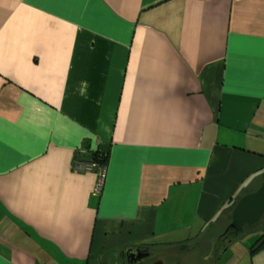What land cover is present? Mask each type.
<instances>
[{
  "label": "crops",
  "instance_id": "1",
  "mask_svg": "<svg viewBox=\"0 0 264 264\" xmlns=\"http://www.w3.org/2000/svg\"><path fill=\"white\" fill-rule=\"evenodd\" d=\"M263 178L264 0H0V264H212Z\"/></svg>",
  "mask_w": 264,
  "mask_h": 264
},
{
  "label": "rangeland",
  "instance_id": "2",
  "mask_svg": "<svg viewBox=\"0 0 264 264\" xmlns=\"http://www.w3.org/2000/svg\"><path fill=\"white\" fill-rule=\"evenodd\" d=\"M262 232L264 215L258 222L247 224L242 231L236 232L237 234H229L232 240H228L226 246L222 245L224 251L212 264H264V247L256 252L250 251Z\"/></svg>",
  "mask_w": 264,
  "mask_h": 264
},
{
  "label": "water",
  "instance_id": "3",
  "mask_svg": "<svg viewBox=\"0 0 264 264\" xmlns=\"http://www.w3.org/2000/svg\"><path fill=\"white\" fill-rule=\"evenodd\" d=\"M263 215L264 178L256 190L244 194L237 202L232 212V220L228 228H231L238 233L242 231L247 224L258 222ZM134 256L140 258L143 254L140 249H137V252L130 251L127 255L129 259H133L132 257Z\"/></svg>",
  "mask_w": 264,
  "mask_h": 264
},
{
  "label": "built area",
  "instance_id": "4",
  "mask_svg": "<svg viewBox=\"0 0 264 264\" xmlns=\"http://www.w3.org/2000/svg\"><path fill=\"white\" fill-rule=\"evenodd\" d=\"M78 165L80 168H84L87 171H91L94 169L98 170L99 178H98V181L95 185V191L100 192V190L102 189L103 178H104L105 171H106L105 165L101 162L96 161V160H88V161L80 160L78 162Z\"/></svg>",
  "mask_w": 264,
  "mask_h": 264
},
{
  "label": "trees",
  "instance_id": "5",
  "mask_svg": "<svg viewBox=\"0 0 264 264\" xmlns=\"http://www.w3.org/2000/svg\"><path fill=\"white\" fill-rule=\"evenodd\" d=\"M100 160H105V156L103 155L102 158ZM229 234H237L233 229H229L228 232H225L222 237L224 238L223 239V243L228 241V240H232L231 237H229ZM226 246V245H225ZM264 247V232H262V235L259 236L256 241L253 243L250 251L251 252H256L257 250L261 249Z\"/></svg>",
  "mask_w": 264,
  "mask_h": 264
},
{
  "label": "flooded vegetation",
  "instance_id": "6",
  "mask_svg": "<svg viewBox=\"0 0 264 264\" xmlns=\"http://www.w3.org/2000/svg\"><path fill=\"white\" fill-rule=\"evenodd\" d=\"M128 255V254H127Z\"/></svg>",
  "mask_w": 264,
  "mask_h": 264
}]
</instances>
